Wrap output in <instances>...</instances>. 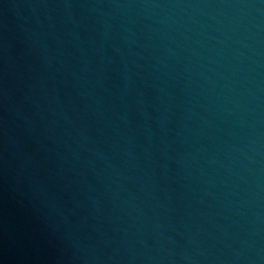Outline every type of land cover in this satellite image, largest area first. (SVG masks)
Masks as SVG:
<instances>
[{"label": "water", "instance_id": "obj_1", "mask_svg": "<svg viewBox=\"0 0 264 264\" xmlns=\"http://www.w3.org/2000/svg\"><path fill=\"white\" fill-rule=\"evenodd\" d=\"M0 264H264V0H0Z\"/></svg>", "mask_w": 264, "mask_h": 264}]
</instances>
